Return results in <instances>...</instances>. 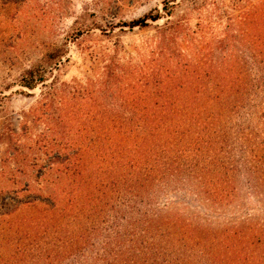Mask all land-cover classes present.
I'll use <instances>...</instances> for the list:
<instances>
[{
	"label": "trees",
	"instance_id": "16d2710c",
	"mask_svg": "<svg viewBox=\"0 0 264 264\" xmlns=\"http://www.w3.org/2000/svg\"><path fill=\"white\" fill-rule=\"evenodd\" d=\"M171 2L163 7L168 17L177 7ZM159 19L154 9L121 26L142 29ZM255 47L246 71L238 64L212 66L201 77L197 66L184 65L186 75L172 81L163 70L165 77L153 81L157 107L93 115L107 124L93 128V161L79 189L35 192L26 182L0 192V225H7L0 264H264V227L258 221L218 230L155 204L156 192L173 187L228 205L238 197L240 178L256 195L264 193V45ZM63 55L60 48L47 53L18 84L32 90L45 83L48 66ZM146 97L133 101L147 105ZM15 137L10 129L0 136L10 144ZM23 149L20 143L15 149L20 160L12 185L21 184L17 176L27 168L36 170L39 181L56 180L50 164L26 157ZM77 154L64 168V182L74 184L66 174L84 172ZM26 208L34 214L18 219Z\"/></svg>",
	"mask_w": 264,
	"mask_h": 264
},
{
	"label": "rangeland",
	"instance_id": "374dc122",
	"mask_svg": "<svg viewBox=\"0 0 264 264\" xmlns=\"http://www.w3.org/2000/svg\"><path fill=\"white\" fill-rule=\"evenodd\" d=\"M169 1L177 5L171 17L163 10L165 0H0V98L7 97L0 136L8 129L16 135L13 144L0 138V192L26 182L35 192L82 187L94 156L93 128L107 124L93 115L157 107L153 81L165 77L163 70L175 81L186 75L184 65L197 66L201 77L212 66L251 67L255 45H264V0ZM154 9L161 19L148 27L121 26ZM104 19L120 26L106 27ZM94 23L99 26L85 29ZM55 48L64 55L48 66L45 83L32 90L19 85L23 72ZM143 76L149 80L144 89L139 84ZM144 95L147 105L133 101ZM19 143L26 157L50 164L56 180L39 181L36 170L27 168L26 175L17 176L21 184L12 185ZM75 154L84 158L83 177L76 171L66 174L74 184L64 182L61 175L75 163ZM245 182L236 181L238 197L224 206L173 187L156 192L155 204L218 230L257 221L264 227V193L256 195ZM19 212L18 219L34 209ZM6 226L0 225V240L7 236Z\"/></svg>",
	"mask_w": 264,
	"mask_h": 264
}]
</instances>
